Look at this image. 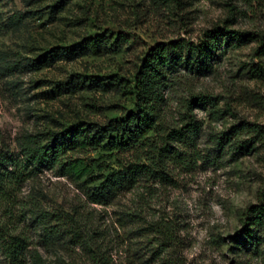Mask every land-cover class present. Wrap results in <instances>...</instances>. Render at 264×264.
<instances>
[{"label": "rangeland", "instance_id": "obj_1", "mask_svg": "<svg viewBox=\"0 0 264 264\" xmlns=\"http://www.w3.org/2000/svg\"><path fill=\"white\" fill-rule=\"evenodd\" d=\"M227 26L263 34L264 0H0V152L19 154L29 138L73 124L125 118L134 105L111 83H131L160 45L197 44ZM100 40L99 49L87 45ZM260 53L252 39L224 50L210 72L173 74L165 122L182 126L193 104L204 155L196 166L172 167L166 180L145 179L102 204L91 185L56 170L26 181L12 231L32 244L27 264L35 251L45 264H264L238 252L249 210L264 201V77L252 72L264 67ZM196 97L216 105L203 109ZM41 211L56 217L42 225ZM54 219L63 225L48 236Z\"/></svg>", "mask_w": 264, "mask_h": 264}, {"label": "trees", "instance_id": "obj_2", "mask_svg": "<svg viewBox=\"0 0 264 264\" xmlns=\"http://www.w3.org/2000/svg\"><path fill=\"white\" fill-rule=\"evenodd\" d=\"M228 23V22H227ZM226 26V25H225ZM255 40L260 48L259 59L264 56V33L253 36L232 30L230 27L208 31L200 43L179 41L156 47L144 60L132 82L114 81L111 86L124 93L134 105V110L123 119L109 124H73L60 132H50L44 138H29L19 154L0 152V251L7 264H27L31 242L25 235L15 234L12 225L18 216L13 211L17 194L32 176L43 170H56L91 185L89 197L94 203H106L111 198L136 187L146 180L164 181L170 177L171 168L196 166L204 159L198 150V137L202 126L196 119L193 104L187 105L182 126L167 125V91L172 87L173 74L181 68L195 73H207L224 50L238 48ZM99 49L103 40L89 41ZM57 52L50 53L39 63L46 65ZM76 55L77 50H69ZM253 77L263 78L264 67L252 70ZM95 87L104 88L103 81H92ZM193 101L206 109L215 107L213 99L196 97ZM218 112V109L213 112ZM257 132V131H255ZM246 151L249 146L238 147ZM18 215V216H17ZM51 217L39 212L36 220L42 225ZM246 229L239 235L243 245L238 252L258 253L264 256V201L253 206L247 215ZM47 226L48 236L57 235L61 221L54 219ZM71 222H76L72 219ZM78 235V230L72 233ZM33 264H45L41 255H31ZM103 260L101 264H108Z\"/></svg>", "mask_w": 264, "mask_h": 264}]
</instances>
